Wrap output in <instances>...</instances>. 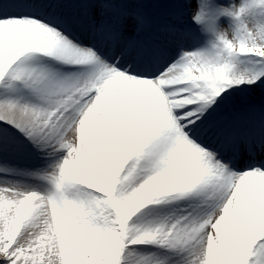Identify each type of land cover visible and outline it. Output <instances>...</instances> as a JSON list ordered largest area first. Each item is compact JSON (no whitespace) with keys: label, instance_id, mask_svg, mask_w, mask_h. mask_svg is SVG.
<instances>
[{"label":"bare ground","instance_id":"1","mask_svg":"<svg viewBox=\"0 0 264 264\" xmlns=\"http://www.w3.org/2000/svg\"><path fill=\"white\" fill-rule=\"evenodd\" d=\"M154 21L155 39L146 44L149 22L115 0L108 6L90 0H0V144L16 142L29 160L53 170L57 163L44 156L55 145L75 140L79 150L91 151L95 146L87 134L97 136L104 150L100 186L86 203L108 224L100 231L109 263L151 264L161 256L162 264H218L206 241L185 244L179 236L170 244L163 235V224L179 217L184 205L190 213L172 235L183 224L225 212L224 228L235 237L228 249H239L227 264H264V172L241 176L240 165L229 160L233 170L214 174L210 168L219 172V165L202 162L204 150L192 141L208 142L222 160L237 147L245 160L253 155L248 162L264 168V110L253 107L263 95L244 101L250 87L221 80L225 70L215 64L207 43L200 46L189 36L169 34L180 24L174 11L163 10ZM178 39L188 52L176 59L179 52L171 41ZM112 43L113 54L121 56L116 68L110 65L114 55L105 52ZM142 48L147 51L138 55ZM261 70L257 88L264 83ZM85 78L92 81L98 104L100 92H113L97 124L89 96L77 102L64 98ZM192 89L203 91L196 99ZM239 160L244 167L251 165ZM73 176L68 179L75 184ZM231 184L236 191L228 198ZM24 199L26 206L31 203ZM14 202L0 197V206ZM47 214L42 201L34 207L38 222L32 233L44 230ZM115 223L123 231L120 251ZM67 264L76 263L69 259Z\"/></svg>","mask_w":264,"mask_h":264},{"label":"rangeland","instance_id":"2","mask_svg":"<svg viewBox=\"0 0 264 264\" xmlns=\"http://www.w3.org/2000/svg\"><path fill=\"white\" fill-rule=\"evenodd\" d=\"M90 1L100 6L110 5L102 0ZM121 1L118 4L123 8ZM165 7L174 9L180 21L186 18L184 25L190 26L193 31L201 29L205 37L199 36L196 41L200 46L207 43L208 52L215 64L225 70L221 80L238 87H250L244 98L246 102L256 98V95H263L253 107L264 110V83L258 88V85H255L257 74L261 73L264 67V0H130L128 5L129 10L148 21L154 19L149 14ZM92 31H96V28L92 27ZM180 32L185 35L186 28L182 30L181 27ZM185 52L187 53L186 49L183 53ZM92 86V81L85 78L72 85L68 92L73 91L64 98L77 102L89 96L93 108L91 116L97 124L108 109L106 100L114 96L112 90L107 94L100 92L98 104L95 100L98 95L92 91ZM82 91L86 93L75 96ZM199 91L200 89L191 90L195 98L202 94L203 89ZM104 94L109 98L104 99ZM182 98L186 99V96ZM187 132L190 135V129ZM87 137V142L95 146L91 151L88 148L79 150L81 148L75 140L67 143L64 141L62 145L54 144L55 147L44 156L57 163L53 170L29 160L16 142L8 139L0 144V197L15 198V202L9 207L0 206V264H67L69 259H73L76 264H112L108 261L109 249L100 231L102 225L108 227V224L101 218L98 220L86 203L88 197H92V190H99L97 175L102 167L104 150L100 148L97 136L87 134ZM192 141L204 150L206 158L205 161L201 159L202 162H216L215 165H219V172L210 168L214 174L221 175L232 170L229 164L205 147L207 144H201L195 138H192ZM256 171L252 170L250 173L254 174ZM248 172L241 170L238 173L248 176ZM71 173L75 175V184L68 179ZM253 182L254 180H251V183ZM235 191L231 184L226 189V197H232ZM25 197L31 202L27 206ZM41 201L48 213L45 221L42 220L45 227L38 233H32L35 223L37 226L38 222L34 218L33 209L41 205ZM179 209L182 211L179 217L173 216L168 223L163 224V235L171 241L170 244L179 236H183L185 244L194 243L196 239L204 243L206 241L211 253L215 252L218 264L223 261L227 264L228 259L238 254V248L228 249V242L235 237L231 229L224 228L225 212L218 217L196 221L190 226L183 224L179 232L172 235L173 229L190 213L188 206L183 205ZM109 215L111 216L110 213ZM113 231L117 240L116 250L120 251L123 231L116 223L113 224ZM38 237H41V240H37ZM49 243L53 244L55 251L49 248ZM163 261V257L157 256L151 264H162ZM114 264L121 262L117 259Z\"/></svg>","mask_w":264,"mask_h":264}]
</instances>
